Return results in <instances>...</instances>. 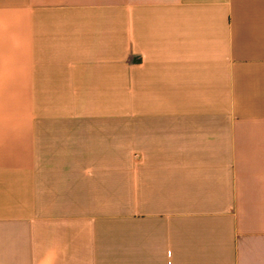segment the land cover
Here are the masks:
<instances>
[{
	"label": "crops",
	"instance_id": "0c3cea01",
	"mask_svg": "<svg viewBox=\"0 0 264 264\" xmlns=\"http://www.w3.org/2000/svg\"><path fill=\"white\" fill-rule=\"evenodd\" d=\"M0 264H264V0H0Z\"/></svg>",
	"mask_w": 264,
	"mask_h": 264
}]
</instances>
